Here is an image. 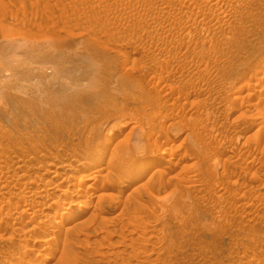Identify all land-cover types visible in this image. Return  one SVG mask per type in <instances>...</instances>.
I'll return each instance as SVG.
<instances>
[{"label": "rangeland", "instance_id": "obj_1", "mask_svg": "<svg viewBox=\"0 0 264 264\" xmlns=\"http://www.w3.org/2000/svg\"><path fill=\"white\" fill-rule=\"evenodd\" d=\"M0 171V264H264V0H0Z\"/></svg>", "mask_w": 264, "mask_h": 264}, {"label": "bare ground", "instance_id": "obj_2", "mask_svg": "<svg viewBox=\"0 0 264 264\" xmlns=\"http://www.w3.org/2000/svg\"><path fill=\"white\" fill-rule=\"evenodd\" d=\"M39 110V109H38ZM37 109H33V111H36L37 113L39 112ZM30 111V110H29ZM32 110H31V112H33ZM35 112V113H36ZM30 113V112H29ZM152 116V115H151ZM169 116V115H168ZM131 121V120H130ZM132 122V121H131ZM3 124V123H2ZM1 124V125H2ZM162 124V123H161ZM132 128V127H131ZM154 129V128H153ZM156 131V130H155ZM153 132V131H152ZM164 132H165V130H164ZM140 135V134H139ZM161 135H163V134H161ZM159 139V138H158ZM153 142H155V141H153ZM151 145V144H150ZM138 146V145H137ZM157 147V146H156ZM123 150V149H122ZM105 151V150H104ZM156 151V150H155ZM121 152H123V151H121ZM150 152H152V151H150ZM159 152V151H158ZM157 152V153H158ZM160 153V152H159ZM107 155V154H106ZM156 155V154H155ZM102 154L101 153H96L95 154V156L93 157V160H94V162L95 163H98V162H100V161H102ZM59 157V156H58ZM123 157H124V155H123ZM152 157H154L153 155H152ZM43 158V157H42ZM60 158V157H59ZM121 158L122 157H120L119 156V154H117L116 153V151L115 150H111L110 151V153L108 154V158H107V165H106V167L107 168H118V164H120V162H123V161H121ZM105 159V158H104ZM208 160V159H207ZM58 162V161H57ZM92 163V162H91ZM126 163V162H125ZM155 164H157V161L156 160H153L152 158L151 159H149L148 161H145L144 160V162H141V161H137L136 163H133L132 165H129V166H127V167H125V174L129 177V179H132V178H136V177H138V176H140L141 174H143V173H145V172H147V171H149V169H150V167L151 166H153V165H155ZM102 165V164H101ZM158 166V165H157ZM69 167H70V165H69ZM105 166H102V167H100V171H102V172H100L99 170H97L98 172H100L98 175H104V174H106V173H103V170L104 169H106L107 170V168H106ZM105 170V171H106ZM94 171H95V168H94ZM108 171V170H107ZM1 172V171H0ZM111 172V171H110ZM109 173V172H108ZM118 173V172H117ZM123 173V172H122ZM111 174H113V173H111ZM124 174V175H125ZM155 174H156V172H155ZM56 175H57V173H56ZM101 175V176H102ZM110 175V174H109ZM109 175H107V177L109 176ZM153 173H152V175H151V178L150 179H152V177H153ZM58 176H59V173H58ZM84 176V175H83ZM94 176V175H93ZM96 176V175H95ZM105 176V175H104ZM112 176H114V174L113 175H111V177ZM123 176V175H122ZM143 176V175H142ZM156 176V175H155ZM57 177V176H56ZM110 177V176H109ZM53 178H55L54 176H53ZM91 178V177H90ZM114 178V177H113ZM113 178H111V180L113 179ZM148 178V179H149ZM116 179V178H115ZM118 179V178H117ZM147 179V180H148ZM95 180V179H94ZM108 179H106V181H104V182H107L106 183V186L107 185H109V182L107 181ZM110 180V181H111ZM114 180V179H113ZM80 182V181H79ZM112 182V181H111ZM116 182V181H115ZM114 181H113V183H115ZM60 183V182H59ZM101 183V182H100ZM113 183H111V184H113ZM44 185V184H43ZM102 185V184H101ZM100 185V186H101ZM37 186V185H36ZM57 186V185H56ZM99 186V187H100ZM53 187V186H52ZM109 187V186H108ZM38 188V187H37ZM101 188H103V185H102V187ZM100 188V189H101ZM112 188V187H111ZM58 189V188H57ZM56 189V190H57ZM94 189H96V188H94ZM64 190V189H63ZM76 190H78V189H76ZM75 190V191H76ZM84 191V190H83ZM96 191V190H95ZM98 191V190H97ZM32 192V191H31ZM34 192V191H33ZM112 192V191H111ZM70 193V192H69ZM109 193V192H108ZM101 194H103L102 192H101ZM105 194H106V192H105ZM112 194V193H111ZM114 194V193H113ZM109 195V194H108ZM107 195V196H108ZM63 196V195H62ZM76 196H78V195H76ZM81 196V195H80ZM84 196H86L84 193H82V198H84ZM99 196V195H98ZM102 196V195H101ZM101 196H99V197H101ZM105 197V199H106V196H104ZM79 198V197H78ZM98 198V197H97ZM116 198V197H115ZM68 199V198H67ZM102 199V198H101ZM101 199H98V201H100ZM97 200V199H96ZM43 201V200H42ZM59 200H57V202H58ZM80 201V200H79ZM67 202V201H66ZM66 202H64V201H61V202H58L57 203V208H59V209H61V208H64V206H65V204H66ZM78 202V201H77ZM101 202V201H100ZM41 203V202H40ZM54 203V202H53ZM35 205V204H34ZM49 205V204H48ZM70 206V205H69ZM72 206V205H71ZM135 206V205H134ZM139 207H141V206H139ZM69 208V207H68ZM67 208V209H68ZM88 208V206H87V204H84L82 207H79V208H75V212L78 214H82L83 212H85L86 211V209ZM129 208H130V206H129ZM137 208V207H136ZM51 209V208H50ZM72 209V208H71ZM131 209V208H130ZM56 210V209H55ZM37 211V210H36ZM67 211V210H66ZM69 211H71V210H69ZM75 212H74V214H75ZM135 212V211H134ZM138 212V211H137ZM67 213V212H66ZM67 214H69V213H67ZM71 214V213H70ZM78 214V215H79ZM130 214H133V213H130ZM129 214V216H131ZM35 215V214H34ZM33 216V215H32ZM51 216V215H50ZM128 216V215H127ZM64 217V216H63ZM66 217V216H65ZM71 217V216H70ZM33 218V217H32ZM73 218V217H72ZM53 219V218H52ZM64 219V218H63ZM70 219V218H69ZM113 219V218H112ZM130 219V218H129ZM132 219V218H131ZM54 220V219H53ZM60 220V219H59ZM67 220V219H66ZM50 221V220H49ZM68 221V220H67ZM85 221V220H84ZM27 222V221H26ZM52 222V221H51ZM59 222V221H58ZM64 222H65V220H64ZM63 222V223H64ZM56 223V222H55ZM54 223V224H55ZM60 223V222H59ZM58 223V224H59ZM61 224H62V221H61ZM67 224V223H66ZM55 226V225H54ZM57 227H58V225H56ZM55 226V227H56ZM59 226H62V225H59ZM65 226H67V225H65ZM35 227V226H34ZM56 227V228H57ZM37 228V227H36ZM64 228V227H63ZM53 229H55L54 227H53ZM52 229V230H53ZM60 229L62 230V227H60ZM21 230V229H20ZM47 230V229H46ZM43 231V230H42ZM41 231V232H42ZM58 231V230H57ZM60 231V230H59ZM38 232V231H37ZM50 232V231H49ZM53 232V231H52ZM56 232V231H55ZM40 234V233H39ZM43 234V233H42ZM44 235V234H43ZM43 235H41L42 237H43ZM49 235V234H48ZM54 236V235H53ZM39 237V236H38ZM48 238H50V236L48 237ZM40 240V238L37 240V241H39ZM43 240H44V238H43ZM42 240V241H43ZM37 241H34V242H37ZM44 241H46V239L44 240ZM43 241V242H44ZM43 242H41V240H40V242L39 243H43ZM46 243H50V242H48V241H46ZM34 245V244H33ZM49 245V244H48ZM32 245H30V247H31ZM35 246V245H34ZM36 247V246H35ZM27 248H29V247H27ZM26 248V249H27ZM38 248V247H37ZM26 251V250H25ZM34 252V248H29L28 250H27V252H29V254H31V252ZM32 252V253H33ZM27 254V253H26ZM29 254H27V255H29ZM35 258V257H34ZM33 258V259H34ZM36 259V258H35ZM51 259V256H49V255H46L45 257H44V260L45 261H49ZM39 262V261H38ZM37 262V263H38ZM33 263V262H32ZM36 263V264H37ZM40 263H41V261H40ZM42 263H43V261H42ZM31 264V263H30ZM35 264V263H34ZM45 264V263H44Z\"/></svg>", "mask_w": 264, "mask_h": 264}]
</instances>
